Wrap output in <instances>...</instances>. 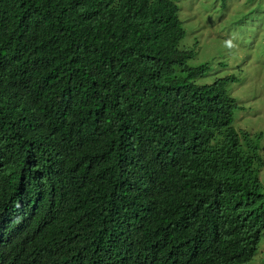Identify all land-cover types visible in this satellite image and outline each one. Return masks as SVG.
Returning a JSON list of instances; mask_svg holds the SVG:
<instances>
[{
	"label": "trees",
	"instance_id": "trees-1",
	"mask_svg": "<svg viewBox=\"0 0 264 264\" xmlns=\"http://www.w3.org/2000/svg\"><path fill=\"white\" fill-rule=\"evenodd\" d=\"M179 0H0V264H249L261 135L196 80Z\"/></svg>",
	"mask_w": 264,
	"mask_h": 264
},
{
	"label": "rangeland",
	"instance_id": "rangeland-1",
	"mask_svg": "<svg viewBox=\"0 0 264 264\" xmlns=\"http://www.w3.org/2000/svg\"><path fill=\"white\" fill-rule=\"evenodd\" d=\"M177 5L187 33L181 48L196 53L188 66L208 67L196 83L237 79L227 86L242 106L234 114L233 126L261 135L264 156V0H179ZM249 264H264V239Z\"/></svg>",
	"mask_w": 264,
	"mask_h": 264
}]
</instances>
